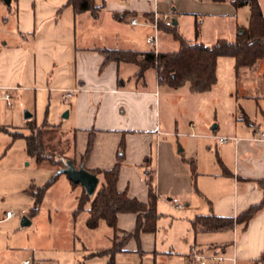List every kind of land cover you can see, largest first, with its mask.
<instances>
[{
    "label": "crops",
    "instance_id": "obj_1",
    "mask_svg": "<svg viewBox=\"0 0 264 264\" xmlns=\"http://www.w3.org/2000/svg\"><path fill=\"white\" fill-rule=\"evenodd\" d=\"M66 1L10 0L7 4L5 0H0V97L5 90H10L15 95L21 92L24 97L32 95L34 101L43 99L53 115L45 121L59 124L72 136L75 164H82L88 170L111 167L122 145L117 187L130 198L147 201L145 170L152 167L157 205L162 202V197H167L166 200L174 205L173 198L186 197L181 208L175 206L184 210V206L196 207V198H201L204 212L236 217L250 205L263 200L264 116L251 121L246 114L245 126L241 122H234L217 135L220 144L216 153L217 163L210 165L199 157L197 143L190 148V154L181 153L183 147L176 148L175 138L170 136L173 132L200 138L212 135L190 133L197 125L191 120L187 133H178L176 120L175 125L171 126L166 118H161V81L157 79L155 67H148L142 75H137L138 65L135 62L113 59L104 62V55L100 51L103 47L154 49L152 44L146 42L148 34L141 38L136 36L139 24H131L130 16L135 13L141 19L145 17L144 12L159 11L155 0L150 6L133 0L128 3L112 1L102 19L99 11L105 6L103 3L95 0L100 7L97 13H92L89 10L77 12L72 5L65 4ZM212 2L232 5L230 0ZM247 23L234 21L233 35L237 26ZM139 26L145 27L142 24ZM167 49L157 44V50ZM222 56L227 55L218 56L217 62ZM259 61L252 66H241L238 74L235 72L236 84H240L235 89L240 90L242 96L264 97V71L256 81V88L252 87L254 81H247L243 85L241 80L244 69L250 70ZM66 90H72L67 99L63 95ZM65 110L68 111L67 116H63ZM218 128L219 124H216L211 130ZM222 136L228 139L219 140ZM183 158L194 159L195 177H192ZM97 176L99 185L102 175L97 173ZM25 193L29 194V188ZM40 211L39 208L35 215L27 216L28 225L36 223L34 235L42 222L46 229L53 226V215L49 214L48 219H44ZM192 212L193 216L186 220L190 231V220L197 214L195 210ZM16 214L6 218L0 213V224L12 220ZM135 224L134 213H119L116 234L131 232ZM70 229L73 232L69 230L61 243L47 238L43 246L45 251L39 252L41 249L36 246L28 249L30 258H22L14 254L19 244L14 243L11 234L6 238V229L0 228V264H24L25 260H28L27 264H93L100 256L108 257L93 256L91 253L111 247L113 230L107 236L108 245L102 247L95 244L96 240L76 234L75 224L71 223ZM192 232L194 240L186 260L193 247L199 252L224 254L226 259L219 264H264V208L246 224L235 223L232 229L216 231L229 234L225 240L197 242L196 235L211 232ZM155 233H142L139 245L134 238L127 240L122 249L116 252L114 264H117L118 256L129 257L131 254L145 257L139 264H153L145 254L153 252L155 248Z\"/></svg>",
    "mask_w": 264,
    "mask_h": 264
},
{
    "label": "rangeland",
    "instance_id": "obj_2",
    "mask_svg": "<svg viewBox=\"0 0 264 264\" xmlns=\"http://www.w3.org/2000/svg\"><path fill=\"white\" fill-rule=\"evenodd\" d=\"M96 1L105 5L99 11L102 19L105 17L104 14L110 2L122 0ZM130 1L123 0L124 3ZM133 1L145 5L149 4V6L153 4V0ZM155 5L159 10L157 11L158 15L166 13L172 20H177L176 28L182 35L206 43H211L221 36L231 38L234 21L238 24H246L250 14L248 6L235 9L230 4L208 0H155ZM154 13L155 11L153 12V19ZM132 17L139 18L135 13H131L130 19ZM197 21L199 31L195 34ZM139 25L136 27L138 38L154 32L151 26ZM157 35L160 47L168 49L178 47V41L173 39L171 33L165 28H160ZM263 71L264 59H260L259 63L250 70L244 69L241 75L242 84L244 85L247 81H254L252 87L256 88V81L260 79ZM216 77V83L205 92L191 91L187 81L179 87H172L166 82L160 83L161 118H166L171 126L175 125L174 120H176L178 133H187L191 120L197 125L195 129L189 131L190 133L203 132L212 135V137L200 138L182 136L173 132L170 136L175 138L176 148L183 147L184 151L181 150L180 152L190 154V148L197 143L196 149L199 157L210 165L217 163L216 153L220 147L217 135H220L225 128H229L234 122H238V124L241 122L245 126L247 124L246 114L251 118V121L259 120L264 116V97H245L242 96L240 90L235 89L240 87V84H236L234 59L231 56H222L218 59ZM231 90L235 91L230 93ZM10 92L11 104H7L5 99L0 97V127L5 126V129H0V213L3 216L6 211L11 210L17 214L12 220L0 224V228L6 229V238L11 234L10 237L13 238L14 243L19 244L20 247L14 251V254L22 258L29 257L28 249L36 246L40 247L39 252L42 253L45 251L43 246L47 238H53L56 242L61 243L68 235L69 230L73 232L70 229L71 223L72 225L75 224L74 232L80 237L86 236L96 240L97 246H107L109 243L107 236L112 229L104 219H101L94 230H89L86 225L88 201L83 203L82 208L76 214L74 213L83 191L81 185H74L64 172H61L47 187L40 205V215L44 219L46 217L48 219L49 214L53 215V226L46 229L42 222L35 235L36 223L21 226L20 216L23 214L21 210L24 211L25 216L30 217V211L33 207V200L29 194L25 193V190L30 183L37 186L44 184L59 169V165L51 166L47 163H38L34 156L27 153L25 137L13 134L14 132L27 134L31 123L39 124L47 118H52L53 115L47 104L40 98L34 101L32 95L24 97L22 92L16 95L12 91ZM48 110L50 111L49 115ZM25 111L30 112L31 115L25 117ZM214 123L219 124V128L212 131L211 125ZM170 129L172 130L171 127ZM60 130L57 129L55 133L51 132V135H54V141L59 136ZM214 134L216 136H213ZM70 154L73 155L72 150H70ZM60 162L64 165V159ZM161 199L162 202L157 205V210L162 215L155 233V248L153 252L146 253L145 256L151 258L153 264H186V254L194 240V233L188 229L186 220L193 216V210L197 213H206L203 208L204 204L201 202L202 200H199L201 198H196L198 199L196 201L198 203H195L196 207L184 206L185 209L181 210L167 201V197ZM178 200L181 205H184V200L187 199L181 197ZM72 219H74V223ZM228 235L227 233L211 232L198 234L195 237L197 242L220 241L228 238ZM116 237L122 240L124 235L117 234ZM121 257H125V259ZM143 258L145 257L140 258L133 254L129 257L118 256L117 264H139ZM121 260L125 261L122 263ZM107 262L108 257L101 258L100 256L93 261V264H107Z\"/></svg>",
    "mask_w": 264,
    "mask_h": 264
},
{
    "label": "trees",
    "instance_id": "obj_3",
    "mask_svg": "<svg viewBox=\"0 0 264 264\" xmlns=\"http://www.w3.org/2000/svg\"><path fill=\"white\" fill-rule=\"evenodd\" d=\"M224 1V0H212ZM234 7L248 5L250 14L245 26H237L232 38L218 37L211 43H205L197 39H189L182 35L176 28V24L169 26L159 21V27L165 28L171 33V37L178 41L176 49L167 50H135L117 47L100 48L104 55V62L108 60L132 61L138 65L137 75H142L148 67H155L157 75L161 76V82H166L172 87H179L188 82L191 91H205L216 82L217 58L221 55L234 58V68L238 74L241 66H252L258 59H264V6L261 0H230ZM67 5H72L75 11L89 10L97 13L100 5L95 0H67ZM149 19H153V12H144ZM174 20V19H173ZM199 31L198 21L195 23V34ZM29 133L14 132V135H22L26 140V150L29 155L35 157L38 163H47L51 166L64 167L66 160L73 163L75 158L70 154L73 150V138L59 124H49L44 121L40 124L31 123ZM5 129V126L0 127ZM61 129L55 141L51 132ZM90 147V140L87 150ZM59 148V149H58ZM61 148V149H60ZM122 145L118 148L114 164L109 168L93 170L101 173L102 181L95 188L93 195L83 192L76 212L82 208L84 202H89L86 225L95 228L101 219H104L113 230V242L111 247L94 251L91 255H108L107 264H114L115 254L120 251L124 243L134 238L139 245V237L142 233H154L157 230V222L161 213L157 210V194L154 186V170L149 167L145 170V182L148 188L147 201L130 198L125 191H119L117 178L122 162ZM64 159V165L61 160ZM187 162L192 177H195L194 159L183 158ZM63 162V161H62ZM59 169L42 185L30 183L29 194L33 200L30 216L35 215L47 187L61 173ZM74 185L79 183H74ZM264 183V182H263ZM264 208V198L256 204L250 205L236 217L218 216L213 212L197 213L190 220L191 229L195 232H216L232 229L235 223L246 224L260 209ZM119 213H134L136 215L135 228L124 235L122 240L117 239V216Z\"/></svg>",
    "mask_w": 264,
    "mask_h": 264
},
{
    "label": "built area",
    "instance_id": "obj_4",
    "mask_svg": "<svg viewBox=\"0 0 264 264\" xmlns=\"http://www.w3.org/2000/svg\"><path fill=\"white\" fill-rule=\"evenodd\" d=\"M159 21H162L165 25L169 26L173 23V20L170 18V16L166 13H163L161 15H158V12L155 11L154 13V19L149 20L146 17L143 18H136L132 17L130 19L131 24H143V25H148L151 26L154 30L152 34H148L146 36V42L149 44H152L154 46V50L157 51V44H158V30L160 29L159 27ZM158 81L161 80V76L157 75ZM72 93V90H66L64 92V98L67 99ZM2 97L5 99L7 104H11L10 98H11V92L10 90H5L3 92ZM228 139L227 136H222L219 137V140L221 141H226ZM173 202L175 203V206L178 208H181L182 205L178 203V200L176 198L172 199ZM21 213H24L23 210H21ZM15 211H6L5 212V217L6 218H11L15 215ZM226 259V256L222 253H204V252H199L197 249L193 248L190 250V253L187 258V264H219L223 260ZM28 260L24 261V264H27Z\"/></svg>",
    "mask_w": 264,
    "mask_h": 264
},
{
    "label": "water",
    "instance_id": "obj_5",
    "mask_svg": "<svg viewBox=\"0 0 264 264\" xmlns=\"http://www.w3.org/2000/svg\"><path fill=\"white\" fill-rule=\"evenodd\" d=\"M5 2L9 4L10 0H5ZM175 23L176 20L174 19L173 24ZM67 113L68 111L65 110L63 116H67ZM24 115L25 117H27L30 116L31 113L25 111ZM215 127H216L215 123L211 125V128H215ZM59 171L66 173V175L72 182L81 184L88 195H93V193L95 192V188L98 183L97 173L88 170L82 164L76 165L71 160L67 159L66 165L60 168ZM20 224L21 226L29 224V219L27 218V216L25 215L22 216L20 220Z\"/></svg>",
    "mask_w": 264,
    "mask_h": 264
}]
</instances>
